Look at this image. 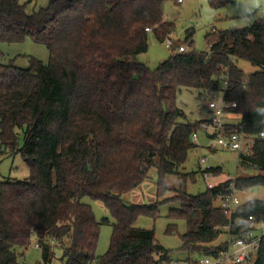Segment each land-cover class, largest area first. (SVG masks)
Listing matches in <instances>:
<instances>
[{
    "label": "trees",
    "instance_id": "obj_1",
    "mask_svg": "<svg viewBox=\"0 0 264 264\" xmlns=\"http://www.w3.org/2000/svg\"><path fill=\"white\" fill-rule=\"evenodd\" d=\"M167 1L51 0L28 12L20 0H0V45L31 39L49 53L47 62L31 56L23 68L3 60L0 47V148L20 154L30 171L26 179H0V264H30L23 258L33 239L41 264H51L57 249L61 264H165L168 250L155 231L135 223L142 215L158 217L162 204L175 202L180 205L168 216L186 221L183 249L201 250L200 256L225 249L224 242L208 246L226 233L229 218L218 202L230 180L197 195L184 189L174 201L138 204L123 195L152 168L157 197L171 188L169 175L179 178L180 188L192 177L180 167L197 146L192 134L204 120L185 121L177 104L182 88L200 97L223 91L226 103L237 104L226 112L239 115L237 124L248 135L264 130V18L210 33L207 51L195 49L196 31L189 28L184 41L172 44L170 57L150 68L137 56L149 50L151 33L164 42L174 32V22L165 18ZM181 46L186 50L179 52ZM240 60L259 69L247 74ZM238 129L232 123L226 133ZM238 165L254 172L236 177L240 190L264 186V139L257 137ZM208 170L218 176L222 169ZM85 197L103 202L114 221H98ZM248 216L264 223V200L237 208L232 223L238 217L243 223L233 234L248 230ZM102 224H111L113 233L108 250L97 255ZM168 232H177L176 225ZM251 264H264V236Z\"/></svg>",
    "mask_w": 264,
    "mask_h": 264
},
{
    "label": "rangeland",
    "instance_id": "obj_2",
    "mask_svg": "<svg viewBox=\"0 0 264 264\" xmlns=\"http://www.w3.org/2000/svg\"><path fill=\"white\" fill-rule=\"evenodd\" d=\"M51 0H20L21 3L26 4L27 11L33 12L39 10L41 7L48 6ZM223 2V3H222ZM227 8V12L225 11ZM165 18L168 21L174 22L175 30L173 33L175 41H184L186 30L194 28L196 34L194 36L195 49L197 51H207L209 49L206 36L209 33L217 35L216 33L230 28H238L232 25L233 20H238L242 15V7L234 0H183L167 1L164 6ZM259 18H264L260 16ZM257 18V19H259ZM256 19V20H257ZM255 20V21H256ZM254 21V22H255ZM253 22V23H254ZM252 23V24H253ZM214 27L215 32L211 29ZM243 28V27H240ZM150 47L145 53L137 56L139 62L147 64L150 68H156L161 62L165 61L172 54V43L169 40L160 42L151 33L149 35ZM178 43V42H177ZM189 49L188 44H185ZM177 45L175 50L177 51ZM1 50L4 53L5 61L13 60L19 67H28L30 64V57L34 56L47 62L49 53L47 48L39 43L33 42L31 39H26L18 43H1ZM238 66L247 74L259 69L258 66L252 65L246 60L238 61ZM221 93H211L208 96H199L198 91L194 89L182 88L178 94L177 104L185 113V121H197L203 117V120L209 116L208 102L211 99H219ZM207 116V117H206ZM239 115H228L226 119L229 123H235V119ZM198 140L195 142L196 147L189 151L187 160L180 167V172L191 173L185 184L180 188L179 178L175 175H169L166 178V184L169 188L164 194L157 197L158 173L155 168L149 172V177L136 189L130 193L124 194L123 199L130 203L149 204L156 201L170 200L174 201L178 197L179 191L184 189L192 195L203 193L208 189L201 170L207 167H221V173L218 176L212 177V182L217 183L222 180H230L235 176H246L254 174V172L243 169L238 165L239 153L222 149L218 147L214 140L207 136L201 130L198 131ZM22 145V136H20V146ZM0 179H26L29 174V168L20 154H12L10 151L0 148ZM205 158L207 162L202 163L201 160ZM225 180V181H227ZM223 182V181H222ZM239 198L242 203L249 200L260 199L264 200V186L258 185L239 192ZM84 202L91 205L93 212L98 221L104 217L110 218L114 221L109 210L105 207L103 202L93 200L90 197H85ZM179 203H164L160 206V214L153 218L150 216H140L135 226L153 229L155 231L156 239L165 249L168 250L169 261L165 264H187V259H191V264L202 255L201 250L198 252H188L183 249V241L181 235L187 231L186 221L182 218L172 219L169 215L171 208L179 207ZM170 224H175L177 232H168ZM256 235L264 233V224L257 225ZM113 228L111 224H102L100 228V237L97 248V255L104 254L110 245ZM226 239L225 234L221 235L217 241L208 247L219 245ZM37 241L32 240L30 247L25 250L23 260L27 263L34 264L42 261L41 249L36 248ZM204 248V247H203ZM207 250L203 249L206 253ZM62 252L57 249L56 256L51 264H61ZM255 255V253H254ZM190 256V258H189ZM255 260V259H254ZM42 262H40L41 264ZM247 264H250L249 262Z\"/></svg>",
    "mask_w": 264,
    "mask_h": 264
},
{
    "label": "built area",
    "instance_id": "obj_3",
    "mask_svg": "<svg viewBox=\"0 0 264 264\" xmlns=\"http://www.w3.org/2000/svg\"><path fill=\"white\" fill-rule=\"evenodd\" d=\"M183 0H179L181 2ZM146 31H151L150 28H146ZM212 32H215L216 29L212 27ZM172 44L175 42L174 36L169 35L167 38ZM186 46L179 47L178 51H185ZM224 85L228 83V75L224 76ZM222 96L219 99H211L208 102V111L209 116L204 119L201 125V131L206 133L207 136L211 137L215 144L225 150L237 152L240 154H247L253 148L255 139L260 137L264 139V130L260 131L258 136H250L248 135L243 127L239 124L236 126L239 128L234 132L226 133V128L230 124L227 119L226 110L228 108H236V103H226L224 100V92H220ZM198 132L192 134V139L194 142L198 140ZM239 161V157H238ZM202 163L207 162L205 158L201 160ZM210 167H207L202 170V176L208 185V187L212 188L217 185V183L212 182V177L214 175L208 170ZM236 177L230 178L229 188L227 193L219 199L218 206L224 211V213L229 218V224L225 227V236L226 239L224 241L225 249L221 250L218 254L214 255H204L199 256L195 264H247L248 262L253 263L260 244L261 240L264 236L256 235L257 225L256 219L253 216H248L249 220V228L245 232H241V234H233L232 231L235 227L241 226L243 223V219L238 217L233 221V217L235 216V212L237 208L242 204L239 198V192L245 191L240 190L236 184ZM263 223V222H262ZM264 224V223H263ZM36 248L40 249V245L36 243ZM255 253V255H254ZM175 264H178L175 262Z\"/></svg>",
    "mask_w": 264,
    "mask_h": 264
},
{
    "label": "clouds",
    "instance_id": "obj_4",
    "mask_svg": "<svg viewBox=\"0 0 264 264\" xmlns=\"http://www.w3.org/2000/svg\"><path fill=\"white\" fill-rule=\"evenodd\" d=\"M242 7V15L238 20H233L234 27L250 26L257 18L264 16V0H234ZM227 12V8H225Z\"/></svg>",
    "mask_w": 264,
    "mask_h": 264
},
{
    "label": "crops",
    "instance_id": "obj_5",
    "mask_svg": "<svg viewBox=\"0 0 264 264\" xmlns=\"http://www.w3.org/2000/svg\"><path fill=\"white\" fill-rule=\"evenodd\" d=\"M181 2H183V1H181ZM181 2H179V3H181ZM210 34V33H209ZM208 34V35H209ZM170 35H172V36H174L173 34H170ZM207 35V36H208ZM207 36H206V40H207ZM208 42V41H207ZM208 46H210V44L208 43ZM228 115H233V114H231V113H227V115L226 116H228ZM207 117V116H206ZM201 119H203V117L201 118ZM239 119L240 118H236L234 121H235V123L234 124H237L238 122H239ZM230 124H232V121H231V123ZM225 180H227V179H225ZM225 180H222V181H225ZM222 181H219V182H222ZM219 182H217V183H219Z\"/></svg>",
    "mask_w": 264,
    "mask_h": 264
}]
</instances>
